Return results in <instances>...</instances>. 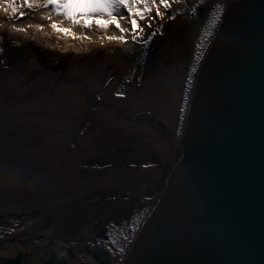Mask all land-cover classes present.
Listing matches in <instances>:
<instances>
[{
  "label": "bare ground",
  "instance_id": "obj_1",
  "mask_svg": "<svg viewBox=\"0 0 264 264\" xmlns=\"http://www.w3.org/2000/svg\"><path fill=\"white\" fill-rule=\"evenodd\" d=\"M233 1L166 0L164 3L155 4L156 16L149 22L142 24L137 20L139 28L135 33L130 25L127 60L143 52L148 54L150 49L147 50L144 46L143 38L146 40L153 32H160L175 18H180L178 21H181V26H187L188 32L182 36L186 42L178 48V56L174 59L177 64L176 71H179L174 105L166 96L158 97L161 87L165 89L164 93L169 92L168 86L174 80L173 76L170 75L172 79H169L159 71L146 74L144 69L143 76L139 79L134 63L130 67L132 71L114 77L112 74L109 82L106 80L111 75L107 74L108 77L78 73H70L67 77L61 75V79L71 80L65 85L63 92L52 89V84L59 75L44 72L42 75L33 76L32 69L37 67H33L34 63L24 68L27 69L25 72L8 66L7 71L5 69V72L0 73V205L6 206L3 210H8L9 215H12L11 211L14 212L19 219L7 221L9 215L5 214L6 226L14 222L25 225V228L18 231L23 232L22 238L13 240L12 245L6 246V242L2 243L1 257L9 259L22 254L19 264H46L53 259L55 252L59 256H65L68 259L67 264H108L93 253V248L102 244L97 238L82 237L67 243H48L46 238L37 239L36 235L27 232V228L32 227L35 220L33 216H26L29 212L21 213L22 204L29 197L44 192L51 195V189L63 188L71 182H83V187L88 188L85 197L90 198L94 192H101V187L106 186L105 189L108 190L109 186L130 181L139 183L141 192L148 195L149 199L146 201H150V205L147 206V216L166 185L182 148L187 110L196 76L206 51L224 20L226 10ZM8 9L9 6H6V10ZM126 11L129 13V9ZM50 16V13L44 15L45 18ZM99 17L101 19L102 16L96 18ZM123 17L116 16L120 24ZM128 18L136 19L135 14H128ZM29 23L30 20H21L8 22L3 27L9 32L14 29L24 32L32 28ZM61 29L66 27L61 26ZM61 32L63 35V31ZM66 33L69 38L70 29ZM9 50L12 59L14 57L17 60L18 51ZM170 51L167 43L161 41L159 52L162 57L167 56ZM160 63L163 67L166 64L169 70L165 59ZM147 65L148 62L144 64V68ZM132 79L135 80L136 89L125 92L123 85ZM27 84L32 85L27 87ZM17 86L22 87L20 89ZM55 92L57 93L54 94ZM163 105L165 110L161 108ZM101 112L105 114L102 119L111 121V130H105L108 136L112 138L114 133L121 132L123 137V132L128 133L133 136L128 144L132 143L136 149L130 145H122L113 147L112 153L104 157L85 156L90 149L83 152V137L81 138V131L78 134L76 131L78 127H88L90 118ZM72 116H75L73 121ZM103 124L107 125V122ZM134 152L138 154L136 158L132 157ZM55 153H60L61 156ZM75 155H79L82 160H75ZM149 187V191H143ZM98 197L102 196L98 194ZM143 197L145 198L144 195ZM9 234L11 238L15 236V233ZM112 241L115 247L114 250L109 247L111 258L113 264H119L127 248L119 239Z\"/></svg>",
  "mask_w": 264,
  "mask_h": 264
},
{
  "label": "water",
  "instance_id": "obj_2",
  "mask_svg": "<svg viewBox=\"0 0 264 264\" xmlns=\"http://www.w3.org/2000/svg\"><path fill=\"white\" fill-rule=\"evenodd\" d=\"M187 112L167 183L119 264H264V0L227 8ZM94 253L113 264L107 248ZM67 262L53 252L46 264Z\"/></svg>",
  "mask_w": 264,
  "mask_h": 264
},
{
  "label": "rangeland",
  "instance_id": "obj_3",
  "mask_svg": "<svg viewBox=\"0 0 264 264\" xmlns=\"http://www.w3.org/2000/svg\"><path fill=\"white\" fill-rule=\"evenodd\" d=\"M0 2H3L0 4L9 6L8 10L0 8V73L5 72V69L7 71L8 66L26 71L27 69L24 68L30 63H34L33 67H37L32 69L33 76L42 75L44 72L59 75L58 79L53 82L52 89L63 92V89H66L65 85L69 84L71 80L69 78V80L67 78L61 79V75L66 77L70 73L87 76L104 75V77L111 75L106 80L109 82L112 79V74L114 77L130 71L131 64L134 63V70L139 79L143 76L142 71L144 69L146 74L159 71L169 79H172L170 77L172 75L174 80L168 86L169 92L164 93L165 89L161 87L158 97L166 96L173 105L176 102L179 71H176L177 64L174 59L178 56V48L186 42L182 38L183 34L188 32L187 26H181V21H178L179 17L170 21L169 26L162 28L160 32H153L146 40L143 38L144 46L147 50L150 49L148 54L143 52L128 60L126 59L128 54L126 49L129 41L127 38L131 25L128 18L129 13L126 10L130 9L135 14L136 20L145 24L156 16L155 6L161 0H144L143 3H130L128 8L115 6L111 10L112 16H109L107 12H92L86 15L77 13L74 18H69L63 9H57L54 5L49 4L48 0H0ZM5 3L9 4L6 5ZM49 13L51 14L50 18H45L44 15H49ZM98 16H102L101 19L105 21H111L113 16H124V20L120 24L123 31L117 29L113 23L96 24L95 20L100 19V17L96 18ZM86 19H91L92 23L85 24ZM21 20H30L31 23L29 24L32 28L24 32L19 31V29H14L12 32L5 31L4 24ZM61 26L66 27V30L70 29L71 35L69 38H67V33L64 31L61 35L62 32L58 30L61 29ZM161 34L163 35L160 36ZM101 41H106L107 44L102 45ZM161 41H165L171 50L164 58L162 53L159 52ZM9 49L18 51V61L14 60V57L12 59ZM162 59H165L169 65V70L166 64H164V67L160 65ZM146 62H148V65L144 68ZM167 71L168 74L166 75ZM30 85L32 84H27V87ZM17 87L21 89L22 86ZM123 87L126 90L125 92L133 91V89H136L135 80L132 79ZM161 108L164 109V105ZM102 113H95L93 118H90L88 127H78L76 131V134L81 131L80 135L81 138L83 137L84 143L83 152L88 148L90 149L85 153V156L88 158L91 156L97 157L98 155L104 157L108 153H112L113 147L122 145H130V147L136 149L132 143L128 144L131 137L133 138L128 133L123 132L125 134L123 137H121L122 134L120 135L121 132L114 133L112 138L108 136L109 134L105 130L107 128L111 130V121L102 119L105 115ZM73 117L75 116L71 117L72 121ZM123 117L124 115L122 119ZM104 122H107V125L103 124ZM98 139H100L99 143L97 142ZM100 147L101 149H99ZM55 155L61 156L60 153H55ZM76 155L75 160L81 161L82 158ZM137 155L134 152L132 157L136 158ZM89 181L92 182V180ZM81 183L83 182H71L63 188L51 189V195L48 192L47 195L45 192L39 195L36 193L37 196L29 197L28 200L23 201L24 204L20 209L21 213L29 212L26 216H33L35 220L33 226L27 228V232L36 235L37 239L46 238L48 243L50 241L67 243L82 237L97 238L113 250L112 240L119 239L128 249L132 236L148 212L147 206L150 205V201H146L149 199L147 198L148 195L141 192L139 183L126 181L117 183L116 186H109L108 190L105 189L106 186L101 187L103 189L101 192H94L90 195V198H87L85 196L88 193V188L83 187ZM149 190L150 187L143 191ZM98 194L102 197H98ZM4 207L6 206L0 205V242L3 241L0 243V253L3 250L2 243L6 242V246L12 245L13 240L23 237V232L18 233V231L25 228V225L23 226L20 222H14L6 226L7 221L11 222L13 219H19L12 211V215H9L10 212L3 210ZM13 210L16 212V209ZM5 214L9 215L7 221H5ZM50 232L51 235H48ZM9 233H15V236L11 238ZM37 234H43V236ZM7 260V257L0 256V264H6Z\"/></svg>",
  "mask_w": 264,
  "mask_h": 264
},
{
  "label": "snow or ice",
  "instance_id": "obj_4",
  "mask_svg": "<svg viewBox=\"0 0 264 264\" xmlns=\"http://www.w3.org/2000/svg\"><path fill=\"white\" fill-rule=\"evenodd\" d=\"M49 4L54 5L57 9H63L65 14L69 18L76 17L77 13L80 14H88L92 12H107L109 16H112V9L115 6H121L128 8L130 3H143L144 0H48ZM165 0H161V3H164ZM15 11V9H14ZM129 14H131V10L129 9ZM138 14V13H137ZM159 10H157V15H159ZM23 15V13H21ZM91 19H86L85 24H91ZM95 23L98 25H104L107 23H113L117 27V29L123 31L119 21L116 17H112L111 21H105L102 19H96ZM131 28L133 33L137 31L139 28V24L136 19L131 20ZM60 31L67 32L66 29H58Z\"/></svg>",
  "mask_w": 264,
  "mask_h": 264
}]
</instances>
